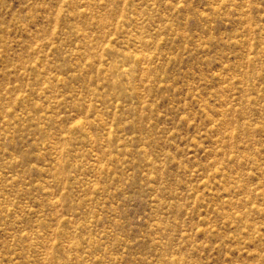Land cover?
<instances>
[{
  "label": "rangeland",
  "instance_id": "374dc122",
  "mask_svg": "<svg viewBox=\"0 0 264 264\" xmlns=\"http://www.w3.org/2000/svg\"><path fill=\"white\" fill-rule=\"evenodd\" d=\"M0 264H264V0H0Z\"/></svg>",
  "mask_w": 264,
  "mask_h": 264
}]
</instances>
